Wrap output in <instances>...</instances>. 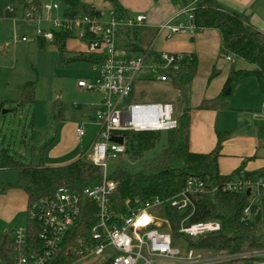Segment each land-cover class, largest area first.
Returning a JSON list of instances; mask_svg holds the SVG:
<instances>
[{"label":"trees","instance_id":"trees-1","mask_svg":"<svg viewBox=\"0 0 264 264\" xmlns=\"http://www.w3.org/2000/svg\"><path fill=\"white\" fill-rule=\"evenodd\" d=\"M59 3L62 16L75 19L80 17L100 18L101 14L85 5L82 0H54ZM110 7L113 17L117 21L130 18L120 7L117 0H104ZM10 9L25 11L38 7L39 0H7ZM193 23L198 30L214 29L221 37V54L239 59L248 64L249 70L235 69L232 66L224 82L221 95L215 101L203 103L200 109L227 110L225 91L239 81L253 78L261 97L264 99V34L255 30L243 18L233 12L224 11L214 0H197L192 11ZM152 34L143 27L119 28L115 33L116 48L125 50L129 54H144L147 52V41ZM39 48L47 45L55 47L63 61L67 55L65 42L70 35L64 32H52L51 41L47 42L35 37ZM70 61L87 62L97 65L102 62V56L78 54L67 58ZM192 73L194 65L186 67ZM185 69V68H184ZM182 68L169 74V85L177 95L169 103L176 109L177 128L164 132L165 146L159 158L142 170L133 171L128 164L140 159L144 153L152 150L159 138L160 132H124L122 138L125 145V157L110 161L103 177L102 169L93 166L83 153L80 157L61 167H48L42 163V151L36 164L23 163L8 149L0 148V169L13 170L17 179L11 188L22 190L27 196V211L32 204L50 199L60 188H66L74 193H81L84 189L101 184L102 180L112 181L115 188L108 196L109 211L113 214L114 222L119 224L120 217L126 214L127 208L132 209L134 200L144 202L153 198L169 199L178 194L188 177H199L204 181L205 191L191 198L193 211L188 218V224L214 221L220 229L217 232L202 235L187 241V249L197 251H225L233 253L245 248L264 245L257 243L255 236L264 232V197L258 198L250 207L249 217L241 220L242 211L247 204L246 193H227L222 187L236 178L244 176L243 167L229 175H221L218 171V159L221 155L222 144L228 139L227 132L217 133L214 149L209 153H193L189 149L190 109L187 105L188 82L180 81ZM35 81L27 82L14 103L15 109L30 107L34 103ZM130 100L143 101L134 97V90ZM167 103V102H166ZM55 104V103H54ZM2 108V103H0ZM178 108V110H177ZM52 115L56 122L62 120V107L59 104L52 107ZM111 166V167H110ZM108 167L110 168L108 170ZM253 179L264 182V167L251 172ZM127 203V205H126ZM158 217L169 222L168 232L173 242L183 240L177 235L176 229L181 218L189 212H177L168 207H161ZM97 206L84 200L77 221L69 228L65 238L59 246L53 259L54 264H73L79 258L74 251L84 244L90 243V229L96 224ZM27 246L20 248L21 252H28L33 247H40L38 240L39 228L34 222L26 218ZM165 228V226L163 227ZM17 246L12 238L6 235L0 239V264H14ZM105 261L104 264H110Z\"/></svg>","mask_w":264,"mask_h":264},{"label":"built area","instance_id":"built-area-1","mask_svg":"<svg viewBox=\"0 0 264 264\" xmlns=\"http://www.w3.org/2000/svg\"><path fill=\"white\" fill-rule=\"evenodd\" d=\"M59 9L58 2L45 3L25 11L22 19L26 22L50 23L51 29L48 31H35L36 37L47 42L51 41L53 31L68 35L75 31V39L86 43L87 54L103 57L101 63L92 66L99 73L98 79L93 83L78 81L77 87L100 96V108L94 111L98 132L86 159L93 166L101 168L104 177L110 161L125 157L122 133L169 132L177 128V117L172 104L135 101L130 100V96L145 59L151 61L152 69L156 73L155 80L152 81L167 84L170 81L169 74L181 68L184 57L150 52L129 54L116 48V31L121 27H142L146 22L145 16L137 15L117 21L110 11L105 20L86 16L69 19L62 15L54 18L52 12H58ZM158 30L172 35L191 36L198 31L193 23L192 13L187 14L184 23L174 25L172 21H167L159 25ZM22 41L26 39L23 38ZM225 59L231 62L233 58L226 56ZM255 115L264 119V104ZM75 134L80 139L85 132L79 127ZM112 137L121 138L122 144L111 142ZM114 188L112 181L103 179L101 184L86 188L81 193L60 188L50 199L32 204L27 211V218L38 225V240L41 245L28 252H21L20 248L27 246V230L25 226L14 228L12 240L18 252L14 264H54L53 259L59 246L69 228L77 221L84 200L96 204L97 222L90 229V243L80 245L74 251L77 258L100 256L110 250V255L105 260L110 261V264H264V245L233 253L187 248L181 251L174 246L168 232L169 222L155 214L161 207L189 212L177 225L176 233L182 238L193 240L220 229L219 223L214 221L187 223L193 211L191 198L205 191L201 178L188 177L183 189L169 199L153 198L144 202L134 200L135 206L132 209L127 208L126 214L120 217L119 224L113 221L114 216L108 205V196ZM222 190L227 193L248 191L247 204L241 218L245 220L249 217L251 205L258 198L264 197V182L243 176L226 183Z\"/></svg>","mask_w":264,"mask_h":264},{"label":"crops","instance_id":"crops-1","mask_svg":"<svg viewBox=\"0 0 264 264\" xmlns=\"http://www.w3.org/2000/svg\"><path fill=\"white\" fill-rule=\"evenodd\" d=\"M214 1L224 11L239 14L250 26L264 34V0ZM39 2L42 5L56 1L50 0L47 2L46 0H39ZM82 2L97 10L101 14V18L105 14L107 18L110 12V7L104 0H82ZM117 2L129 17L137 15L146 17V22L142 27L153 35L147 41V52L181 55L184 57L180 81L188 82L187 105L190 109V151L193 153L211 152L216 144L217 133L227 132L229 137L222 144L221 155L218 159L219 173L221 175H229L240 167H243L244 173H251L263 168L264 160H260L261 162L258 164L251 162L248 151L244 149L236 150L235 144L237 142L247 140L252 143L251 153H253L257 140L256 138H253V140L249 137L234 138L233 134L240 130L241 121L237 122L233 134L230 135L232 133L230 132L231 128L225 125L226 114L236 109L233 108L234 106L231 107L228 99L226 100L228 105L227 110L199 108L203 103H210L219 98L232 66L240 70H249L251 67L242 60L233 58L229 62L224 58L221 54V37L217 30H198L192 36L185 34L172 35L158 30V26L167 21H172L174 25L184 23L187 14L192 13L197 0H117ZM8 8L7 0H0V103H2V109L8 110L11 113L15 108L14 103L20 96L23 86L25 83L32 81L30 73L26 74L22 73L21 70L18 71V63L19 61L22 62L19 59L23 57L24 53H29L32 59H34V71L37 73L34 80V102L39 100L47 104L53 101L51 95L52 70L56 67L57 63L60 64V57L52 45L39 48L35 35L34 40H30L24 35L28 29L26 26L30 23L36 25L34 34L39 29L38 25L40 24H44V30L41 29V31L51 29L50 23L47 21L40 23L26 22L22 19L20 11L16 9L8 11ZM59 12L61 15V9L56 13ZM23 38L26 41H22ZM65 50L71 56L85 54L86 43L70 36L65 42ZM79 64L81 68L86 70L92 69V66L87 62H79ZM191 64L194 65L193 73L186 68L191 66ZM236 84L238 87H236L237 93L243 90L245 86H248L251 92L248 93L247 99L255 101L256 104L254 105L253 102L252 107H259L257 105L260 104L259 102L262 97L255 80L253 78H246ZM163 85L168 86L165 87L166 90H172L168 83ZM234 86L231 87L230 91L234 90ZM75 88L78 95L80 94L86 100H92L89 106L94 108V116V111L100 108V96L93 92H85L77 86ZM58 101L59 98L54 100V102ZM252 107L246 105L236 111H246V109ZM79 118L81 119V116ZM63 119L62 117L60 122ZM33 120L34 112L32 114ZM92 120L94 121V117ZM239 120H242V124H246L245 119L240 118ZM77 128L79 126L71 122H63L62 126H59L56 143L51 145L48 152L44 151L42 153V163L45 166H65L77 160L82 153L84 155V152L76 153V138L79 139L75 134ZM69 137L72 139L71 141ZM247 159L248 161H246ZM11 184L0 183V232L4 231L3 237H0V239L6 235L12 238V231L17 227L15 223L18 220H22L23 214L27 218V196L22 190L11 188L9 186Z\"/></svg>","mask_w":264,"mask_h":264},{"label":"rangeland","instance_id":"rangeland-1","mask_svg":"<svg viewBox=\"0 0 264 264\" xmlns=\"http://www.w3.org/2000/svg\"><path fill=\"white\" fill-rule=\"evenodd\" d=\"M46 1L48 2L50 0ZM52 16H54V18L61 17L60 12H52ZM102 19H106V14ZM26 27H28V29L24 35L28 39L34 40V28L36 25L30 23ZM38 28L39 30H44V24L38 25ZM74 32L70 35L73 38L76 35V32ZM70 56L71 55L68 54L64 56L63 61L59 58L60 64L57 63L58 65L56 64V67L52 70L51 95L53 101L50 104L38 100L30 107L15 109V112L12 111L4 116L0 115V148L8 149L11 154L15 155L16 158L23 163L36 164L39 152L42 151V153H44V151L48 152L50 150L49 148L51 145L53 143L55 144L57 141L58 128L60 125L62 126L63 122L76 123L77 126L84 130L85 136L80 139L76 138V153L79 154V152H84V158H87L90 154L91 145L98 132V126L92 120L94 117V108L89 106L92 100H86L84 97L80 96V94L78 95L75 87L77 86V80L93 83L98 79L99 73L94 69L86 70L81 68L79 62L67 59L70 58ZM19 60H22V62L19 61L18 63V71L21 70L22 73L24 72L26 74L30 73L31 79L34 81L37 76V73L34 71V59H32L29 53H24L23 57ZM155 77L156 73L152 69L151 61L145 59L141 70L136 76L133 89L134 97L140 98V100L145 102L169 103L170 101H174L177 93L174 90H166L165 87L168 86L153 82L152 80H155ZM236 87L237 84L234 86V90L230 91L229 95L226 96L231 107L234 106L233 108L238 110L246 105L252 107L253 102L254 105L256 104L255 101L247 99L248 93L251 92L248 86H245L244 89L240 90L238 93L236 90L238 87ZM57 98H59L57 104L60 103L62 107V117L64 118L62 122H56L52 115V107L56 105L54 100ZM259 103V105H257L259 107L248 108L246 111H236L233 109L234 111L226 114L225 120V125L231 128L230 132L232 133H230V135L233 134L237 122L241 121L240 130L233 134L234 138H256L257 145L253 153H251L252 143L247 140L237 142L235 147L236 150L244 149L248 151L250 161L257 164L261 162L260 160H264V119L261 116L255 115L264 104V100L261 98ZM33 112L34 120L32 121ZM79 116H81V119ZM240 118L245 119L246 124H242V120H239ZM69 140L71 141L72 139L69 137ZM165 142V133L160 132L155 147L144 153L137 161L128 164L129 168L133 171L142 170L147 165L156 161L160 156L162 148L165 146ZM49 153L48 155L50 156ZM246 161H248V159ZM109 169L108 167V170ZM16 179V171L0 169V183L11 184L14 183ZM155 214L159 215L160 212L155 211ZM25 222L26 217L23 214L22 220H18L15 224H17V227H23L25 226ZM3 234L4 231L0 232V237H3ZM187 241H191V239L185 237L183 240L175 241L173 244L179 250L184 251L187 247ZM255 241L257 243H264V232L257 234L255 236ZM108 255H110V250H106L105 253L100 256L91 255L81 257L73 264H104Z\"/></svg>","mask_w":264,"mask_h":264},{"label":"water","instance_id":"water-1","mask_svg":"<svg viewBox=\"0 0 264 264\" xmlns=\"http://www.w3.org/2000/svg\"><path fill=\"white\" fill-rule=\"evenodd\" d=\"M230 90H231V88L228 87V88L226 89V91H225L224 94H225L226 96L229 95ZM9 112H10V111H8V110H5V109L0 108V115H2V116L8 114ZM110 141L113 142V143L122 144V139H121V138H114V137H112V138L110 139ZM244 177H252V175H251V173H244ZM246 194L248 195V191L246 192Z\"/></svg>","mask_w":264,"mask_h":264}]
</instances>
